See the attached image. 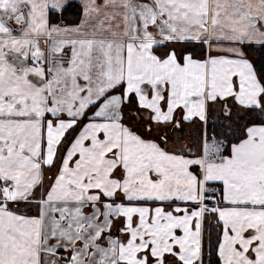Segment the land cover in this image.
I'll list each match as a JSON object with an SVG mask.
<instances>
[{"label":"snow or ice","instance_id":"snow-or-ice-1","mask_svg":"<svg viewBox=\"0 0 264 264\" xmlns=\"http://www.w3.org/2000/svg\"><path fill=\"white\" fill-rule=\"evenodd\" d=\"M0 264H264V0H0Z\"/></svg>","mask_w":264,"mask_h":264}]
</instances>
